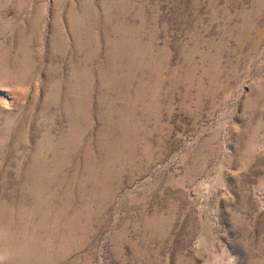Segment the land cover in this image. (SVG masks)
I'll list each match as a JSON object with an SVG mask.
<instances>
[{
  "label": "rangeland",
  "instance_id": "rangeland-1",
  "mask_svg": "<svg viewBox=\"0 0 264 264\" xmlns=\"http://www.w3.org/2000/svg\"><path fill=\"white\" fill-rule=\"evenodd\" d=\"M0 264H264V0H0Z\"/></svg>",
  "mask_w": 264,
  "mask_h": 264
},
{
  "label": "bare ground",
  "instance_id": "bare-ground-1",
  "mask_svg": "<svg viewBox=\"0 0 264 264\" xmlns=\"http://www.w3.org/2000/svg\"><path fill=\"white\" fill-rule=\"evenodd\" d=\"M12 103V94L10 93H4L2 96H0V105L3 104H11Z\"/></svg>",
  "mask_w": 264,
  "mask_h": 264
}]
</instances>
